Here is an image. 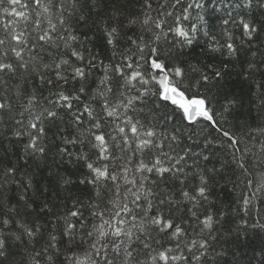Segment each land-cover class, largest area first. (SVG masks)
<instances>
[{"label":"snow or ice","instance_id":"snow-or-ice-1","mask_svg":"<svg viewBox=\"0 0 264 264\" xmlns=\"http://www.w3.org/2000/svg\"><path fill=\"white\" fill-rule=\"evenodd\" d=\"M0 264H264V0H0Z\"/></svg>","mask_w":264,"mask_h":264},{"label":"trees","instance_id":"trees-1","mask_svg":"<svg viewBox=\"0 0 264 264\" xmlns=\"http://www.w3.org/2000/svg\"><path fill=\"white\" fill-rule=\"evenodd\" d=\"M197 53H199V49H197ZM233 91H235L237 94H241L242 95V94L246 93V87L244 85H242V84L236 83L235 85H233ZM230 198H231L230 195L227 192H225L224 199L228 200ZM254 243L256 245H258L260 243L259 237H255L254 238Z\"/></svg>","mask_w":264,"mask_h":264}]
</instances>
